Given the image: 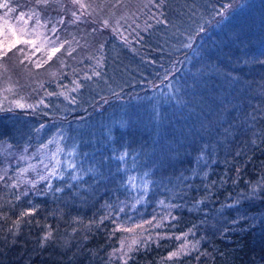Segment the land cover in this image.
<instances>
[{
	"label": "trees",
	"instance_id": "obj_1",
	"mask_svg": "<svg viewBox=\"0 0 264 264\" xmlns=\"http://www.w3.org/2000/svg\"><path fill=\"white\" fill-rule=\"evenodd\" d=\"M130 2L136 29L105 17ZM237 2L91 0L94 15L84 0H0L8 5L0 11L14 14L36 6L53 15L59 7L67 33L83 37L73 52L48 60L53 66L65 57L61 68L28 73L25 84L11 63V83L22 82L12 90H23L26 103L0 110V264H264V21L236 32L237 49L224 47L211 60L225 70L231 90L224 92L227 83L221 88L215 114L187 150L158 147L161 134L150 130L120 127L105 142L111 157L91 174L74 165L52 192L33 186L34 172L21 161L47 127L76 135L201 67L195 60L212 55L202 52L204 41L240 8L230 6L223 18L216 11ZM181 21L177 38L168 37ZM5 51L0 63L9 65L15 49ZM183 112L187 120L195 116Z\"/></svg>",
	"mask_w": 264,
	"mask_h": 264
},
{
	"label": "rangeland",
	"instance_id": "obj_2",
	"mask_svg": "<svg viewBox=\"0 0 264 264\" xmlns=\"http://www.w3.org/2000/svg\"><path fill=\"white\" fill-rule=\"evenodd\" d=\"M84 2L90 4V7H87L89 12L96 15L94 9H97L98 6L93 8L91 0H84ZM236 2L233 6L230 5V10L240 9L235 10L237 12L223 22L214 35H210L204 41L203 53L214 55L219 52L216 56L209 55L205 59L203 56H199L195 60L194 66L201 67H196L194 70L186 72V74V70H184L180 77L173 79L172 84L169 82L170 85L168 86L166 83L167 87L164 91H160L154 96L151 95L146 100L143 99V101L129 104L91 126L87 125L85 129L79 130L80 132L78 131L76 135L75 131L72 134L66 127L52 130L47 127L46 130L49 131L41 137L43 140L37 142L35 147L23 152L21 158V161H25L24 169H30L29 171L33 170L34 172V178L30 183L33 186L43 183L47 191H58L57 189L61 190L63 187L61 181L63 175L73 174L74 165H79L81 171L82 166L85 167L84 171L88 166V173L92 172L95 163L101 162V160L105 162L112 156L107 154L105 149L107 144L105 142L110 141L114 130L120 127L131 131L150 130L156 135L161 134L158 147L164 143V146L173 150L178 146H184L187 150L188 146L194 143L195 137H197V141H200L198 130L207 124L208 118L215 114L214 106L216 104L217 107L218 95L223 92L221 88L227 83L224 92L228 94L231 90L225 70L212 65L211 60L220 59V50L224 47L228 52L237 49L235 45H232L235 41L236 32L244 31L252 25L264 21V0H236ZM80 5L79 8H81ZM130 5L131 2L127 6H123L119 13L106 14L105 17L110 21H114L118 26L126 24L127 29H136V21L134 19L130 20L128 17L134 14L136 7L129 9L128 6ZM58 9L57 13L53 15L39 12L36 6L30 8L27 12L21 11L16 14L12 11L9 12V10L0 11V53L5 52V50L8 51L9 45L15 40H21V43L11 48L15 51L11 53L10 66L0 63V110L5 109L4 105L16 108L21 104V101H23V104L26 103L21 97L23 90H18L16 93L15 90H12V87L14 89L21 88L22 82L25 84L28 80V73L30 77H33L35 74H46L50 69L54 71L63 66L62 63L65 57L58 61L59 66L58 63L57 66H51L47 63L54 55L62 53L58 51L52 55L51 49L53 46L59 47L60 50L69 51L67 53L69 54L73 52L72 49L75 47V43L82 40L81 34L74 31L67 33L60 23L64 13L61 15V11ZM194 12L196 11L190 8V22L194 18L192 16ZM77 16L80 15L77 14ZM181 26H184L183 21L172 27L167 36L176 39V33ZM78 30L83 32L82 29ZM13 32H15V35H13ZM127 34L129 33L125 30L124 35L120 38H124ZM23 41H34V43H23ZM61 45L63 46L61 47ZM238 54H242L240 48H238ZM1 56L4 55L0 54ZM12 62H15V66L19 65V70L15 73L22 80V82L19 81V84L15 83L16 78L13 79V84L11 83V77L14 75ZM28 63L32 65L31 72L28 70ZM37 63L40 64L39 67L36 66ZM121 69L123 70V66L119 68V70ZM109 80L113 79L109 77L106 81ZM75 90L76 88L72 87L70 92ZM210 96H213L212 100ZM168 97L173 98L174 102H171ZM178 99H181L183 104L177 105ZM65 100L67 102V99ZM185 108L191 109L195 116L190 117L189 120L185 119L183 112ZM198 144L200 145L199 142H196L195 145ZM0 169L2 168L0 167ZM106 174L105 177L107 178L112 174L111 170H106ZM73 178L75 177L73 176Z\"/></svg>",
	"mask_w": 264,
	"mask_h": 264
},
{
	"label": "snow or ice",
	"instance_id": "obj_3",
	"mask_svg": "<svg viewBox=\"0 0 264 264\" xmlns=\"http://www.w3.org/2000/svg\"><path fill=\"white\" fill-rule=\"evenodd\" d=\"M0 7H8V5L6 3L5 4H0ZM81 7H84V5L81 4ZM229 7H230V5H228V4L222 5L221 8L218 11H216V15L221 17V18H223L227 14V11H228ZM9 11H12V9H9ZM214 11H215V9H214ZM204 30L205 29H204L203 26H201L200 29H199L200 32H204ZM13 35H15V32H13ZM19 43H21V40H19V39L15 40L11 45H9L8 50L10 51L12 47H15L16 44H19ZM23 43H34V41H23ZM62 46L63 45H61V47ZM186 46H190V45H186ZM37 50H39V49H37ZM21 51H22V49H21ZM58 51H60V48L53 46L52 49H51V54L54 55ZM0 54L7 55V52L5 51V52L0 53ZM49 58H51V57H49ZM36 66L39 67L40 64L37 63ZM19 106L23 107V105H19ZM57 190L59 191V189H57ZM25 214H30V213H25ZM47 238H48L47 236L44 237L45 240ZM176 254L177 253H172V255H176Z\"/></svg>",
	"mask_w": 264,
	"mask_h": 264
}]
</instances>
